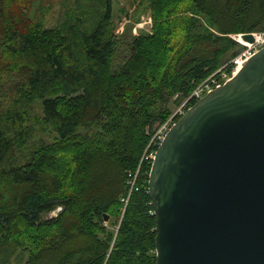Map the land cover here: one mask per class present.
<instances>
[{
	"label": "trees",
	"instance_id": "obj_1",
	"mask_svg": "<svg viewBox=\"0 0 264 264\" xmlns=\"http://www.w3.org/2000/svg\"><path fill=\"white\" fill-rule=\"evenodd\" d=\"M40 1L0 0V264H156L155 127L233 73L264 0H151L152 35L117 34L114 0L69 1L51 27Z\"/></svg>",
	"mask_w": 264,
	"mask_h": 264
},
{
	"label": "water",
	"instance_id": "obj_2",
	"mask_svg": "<svg viewBox=\"0 0 264 264\" xmlns=\"http://www.w3.org/2000/svg\"><path fill=\"white\" fill-rule=\"evenodd\" d=\"M149 194L156 264H264V46L171 127Z\"/></svg>",
	"mask_w": 264,
	"mask_h": 264
},
{
	"label": "rangeland",
	"instance_id": "obj_3",
	"mask_svg": "<svg viewBox=\"0 0 264 264\" xmlns=\"http://www.w3.org/2000/svg\"><path fill=\"white\" fill-rule=\"evenodd\" d=\"M69 1L72 2L74 0H41L34 8L35 20L39 19L49 27L57 24L60 20L61 12L68 7ZM114 14L117 34H123L127 30H130L133 35H152L154 33L155 17L151 0H114ZM233 37L239 39V36ZM263 45L264 34L261 36V40L256 43L255 48L259 49ZM247 49L246 47L242 48L240 53ZM120 54H123V57L126 56L125 51H121ZM123 57L117 59V65L122 62ZM11 90L10 87H7L6 92L11 93ZM181 105L182 103L178 107L172 105L173 112L175 113ZM163 125L164 123L155 127V134ZM56 138L57 135L54 132L39 128L35 133L34 141L38 143L39 140H43L46 144L53 145L58 141V138ZM106 223L108 228L113 227L108 224V221Z\"/></svg>",
	"mask_w": 264,
	"mask_h": 264
},
{
	"label": "built area",
	"instance_id": "obj_4",
	"mask_svg": "<svg viewBox=\"0 0 264 264\" xmlns=\"http://www.w3.org/2000/svg\"><path fill=\"white\" fill-rule=\"evenodd\" d=\"M257 34H261L260 36L263 35V33H257ZM256 43L257 40L254 44H246V49L248 47L247 50L241 52L234 60V70L233 73L231 75H229L226 72H223L221 77L218 78L214 75L210 76L207 80H205L203 83H201L182 103L181 107L172 115V117L170 118V120L166 121L164 123L163 126H161V128L157 131L156 134H154L153 139H152V143L155 142L156 145H160L163 141V139L165 138L166 134L168 133V131L171 129V127L175 124V120L174 117L179 114V115H183L190 107H188V103L191 100H196L198 101L199 99H201L202 97H204L206 94H208L209 92L213 91L214 89L222 86L223 84H225L227 81H229L239 70L240 68L245 64V62L250 59L259 49H256ZM254 48V49H253ZM151 143V144H152ZM157 152L156 150H151L148 154H146L144 157L145 159L151 160V162L153 163V160L155 158V154ZM136 177H137V173L134 174L133 176H131V180L129 181L130 185H131V190L135 187L136 184ZM129 197L122 199L123 201H125V204L128 202Z\"/></svg>",
	"mask_w": 264,
	"mask_h": 264
},
{
	"label": "bare ground",
	"instance_id": "obj_5",
	"mask_svg": "<svg viewBox=\"0 0 264 264\" xmlns=\"http://www.w3.org/2000/svg\"><path fill=\"white\" fill-rule=\"evenodd\" d=\"M257 42L261 40V36L259 34H256ZM248 44V43H247ZM249 45V44H248Z\"/></svg>",
	"mask_w": 264,
	"mask_h": 264
}]
</instances>
